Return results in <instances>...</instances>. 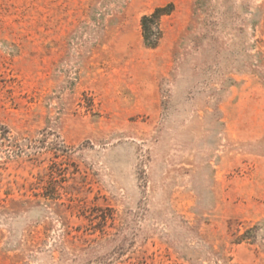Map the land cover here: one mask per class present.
<instances>
[{"label": "rangeland", "instance_id": "obj_1", "mask_svg": "<svg viewBox=\"0 0 264 264\" xmlns=\"http://www.w3.org/2000/svg\"><path fill=\"white\" fill-rule=\"evenodd\" d=\"M0 264H264V0H0Z\"/></svg>", "mask_w": 264, "mask_h": 264}, {"label": "trees", "instance_id": "obj_2", "mask_svg": "<svg viewBox=\"0 0 264 264\" xmlns=\"http://www.w3.org/2000/svg\"><path fill=\"white\" fill-rule=\"evenodd\" d=\"M170 10L163 8L156 9L151 15L144 16L141 19L143 37L149 47H155L160 38L159 21L164 15L169 14Z\"/></svg>", "mask_w": 264, "mask_h": 264}]
</instances>
